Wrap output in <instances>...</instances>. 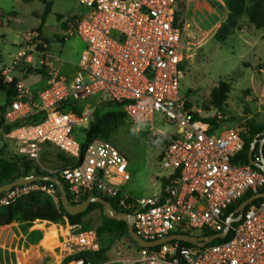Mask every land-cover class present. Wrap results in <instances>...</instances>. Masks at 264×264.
<instances>
[{
  "label": "built area",
  "instance_id": "built-area-1",
  "mask_svg": "<svg viewBox=\"0 0 264 264\" xmlns=\"http://www.w3.org/2000/svg\"><path fill=\"white\" fill-rule=\"evenodd\" d=\"M177 3L80 0L88 13L66 20L67 36H77L86 45L80 72L70 78L51 69L48 85L39 92L19 81L5 114L7 124L21 123L7 135L18 155L36 162L46 145L58 148L75 163L60 172L67 194L76 201L89 195L114 200L120 212L135 218V232L146 242L172 235L220 234L228 226L225 215L231 206L248 194L264 193V173L234 161L244 150L246 126H225L221 113L205 117L203 109L182 96L183 66L191 48L178 20ZM38 46L33 40L21 46L12 65L3 71L5 84H13L12 73L20 65H31L35 55L40 64L49 65V57ZM259 72L264 74V67ZM95 97L98 102L85 105L80 115L56 110L66 101L77 108ZM104 102L121 105L134 131L142 133L145 125L151 126L148 142L163 144L160 158L163 169L169 171L165 177L175 176L166 190L164 177L159 192L150 197L125 193L124 186L131 180L125 154L112 140L95 139L84 149L73 136L77 128H87L94 121ZM159 114L173 126L172 131L157 130ZM41 115V121L27 122ZM211 118L217 125L209 122ZM254 160L261 161L260 152ZM34 191L58 200L55 184L32 183L12 188L0 198V206ZM260 200L246 208L239 225L231 226L225 243L201 248L172 241L141 247L136 258L119 253L114 260L93 263L76 257L100 252L97 233L69 226L66 236L58 232L52 250L59 252L60 264L72 258L71 264H264V199Z\"/></svg>",
  "mask_w": 264,
  "mask_h": 264
},
{
  "label": "rangeland",
  "instance_id": "rangeland-1",
  "mask_svg": "<svg viewBox=\"0 0 264 264\" xmlns=\"http://www.w3.org/2000/svg\"><path fill=\"white\" fill-rule=\"evenodd\" d=\"M50 1L54 4L53 12L47 18L48 23L45 30L46 36L50 41V51L58 61H62L61 64L76 66L82 58L84 43L78 37L70 38L66 36L61 29L56 31L54 28L56 23L55 16L63 15L68 20L78 13L87 14L88 10L80 4V0ZM222 1L225 3L224 0ZM1 5H3L5 11L15 10L21 17L20 22H14L11 26L6 27L9 43L5 50L4 61L6 65H10L14 62V60L11 62L13 59L11 55H16L18 52V46L13 45L12 42H20L22 43L21 46L28 44V41L31 40L37 45L38 43L43 44L38 40V29L36 28L32 31L31 29L40 25V20L37 19L35 14L43 13L44 3L41 0H32L30 2L26 0H1ZM185 5L186 1L184 0L181 3H177L180 19L186 15ZM228 14L226 16L224 14L221 15V20H223L221 26L227 21ZM221 26L218 29H206L204 31H200V28L194 22H191V26L187 28L183 26L191 52L183 66L182 96L203 109L205 117L221 113L225 117L224 125L227 127H244L250 119L255 120L258 124H264V103H260V99L264 94V74L259 72L264 67V30L257 29L247 17H244L240 20V28L236 33L229 35L225 42H220L216 35ZM54 31L56 32L55 36L53 35ZM64 35L66 38H64ZM65 41L66 43L63 44L62 42ZM44 45V48L47 47L46 43ZM48 68H50L48 64L42 65L40 64V59L36 62L34 58L31 65H22L20 70L22 71L21 73L25 74L24 78L27 79L29 75H43L42 72H45L46 69L50 71ZM34 82L35 79L30 77L26 83L32 84ZM221 82L229 83L232 87L229 99L220 109L213 108L208 112V110L206 111L207 100L210 98L213 89ZM6 100V94L0 91V104L4 105ZM97 102L98 98L95 97L81 103L79 106L83 109L85 105H95ZM109 109L117 110L114 106L107 108V110ZM73 113L80 115L81 112L77 110ZM155 127L163 132H169L174 129L173 126L163 120L160 114L155 118ZM150 129V125H145L142 128V133H138L127 123L112 135V142L125 154L128 160L127 171L131 176V180L128 186L124 188L129 195L136 198L150 197L159 192L162 179L169 174V171L163 169L160 158L163 144L158 142L153 145L148 142ZM75 133L78 137H82L83 129L77 128ZM16 151L15 143L7 139L0 128V156L5 159H12L16 156ZM62 155L61 151L55 146L46 145L43 148L41 158L34 164L40 171L55 175L63 169ZM54 201L57 202L58 200L54 199ZM16 223L22 225L21 230L26 233L36 226L35 223ZM102 224L103 215L97 209L87 215L83 224L77 226V228L81 229V231H95L97 233ZM55 225L57 227L52 224L42 225L46 229L47 235L41 247L50 250L54 249V245L58 242L57 228L63 236L67 235L68 225L63 223ZM47 226H50V228H47ZM39 233L42 234L44 231L41 229ZM97 236L101 243V249L102 247L108 248V259L105 261L116 259L119 253H122L125 258H136L138 256V248L126 239L108 234L101 236L97 234ZM17 241L18 239H16ZM10 254L7 251V264H18L16 263V255L14 253ZM49 254V252L45 253L47 256L39 259L35 264H60L61 258L58 251H56V254ZM18 256L20 257L21 255ZM10 258H13V263H11ZM2 264H5V262L3 261Z\"/></svg>",
  "mask_w": 264,
  "mask_h": 264
},
{
  "label": "trees",
  "instance_id": "trees-1",
  "mask_svg": "<svg viewBox=\"0 0 264 264\" xmlns=\"http://www.w3.org/2000/svg\"><path fill=\"white\" fill-rule=\"evenodd\" d=\"M45 4V11L41 17V26L37 30L38 40L43 44H39V51L47 52L51 48L50 42L45 40L42 37L43 27L45 26L46 20L51 13L52 6L47 0H41ZM181 0H177L180 2ZM226 7L229 11L227 21L221 26L218 31L216 38L220 42H225L227 37L231 34L236 33V31L240 28V20L244 17L248 18L250 23L255 26L257 29L264 30V0H224ZM65 27L67 24L65 23ZM68 29V27H67ZM47 44V47H43L44 44ZM31 69V68H30ZM43 74L45 72H42ZM3 72H0V90L5 92L7 95V102L5 106L0 107V115H1V123L0 128L2 129L4 135H8L12 132V130L21 125V123L15 125H9L6 122L5 114L11 105L13 98L16 95L15 85L21 81L19 77L14 78V83L11 85L5 84L3 76ZM232 91V87L229 83L221 82L217 87L213 89L211 92L210 98L207 100V108L208 112L211 109H220L223 104L229 99V95ZM116 107L117 110L110 111L107 110L108 107ZM103 109V111H102ZM59 112L63 113H73L78 109L73 106V104L69 101H66L59 105L56 109ZM107 110V111H106ZM80 112V111H78ZM75 114V113H73ZM43 116L35 117L34 119L27 121L28 123H36L41 121ZM214 125L215 119H208ZM225 122V121H224ZM127 124L125 113L123 112L121 105L112 102H104L100 104L97 108L96 115L94 121L87 127L83 129V136L78 137L74 132L73 136L79 140L83 148L85 149L89 143H91L95 139H105L108 141L112 140V135L117 132L119 128ZM247 133L244 134L245 147L244 150L235 158L236 163H241L244 165H251L249 159V153L251 149V144L254 142L255 138L261 135L264 132V124H258L255 120H248L246 123ZM260 145L257 146V150L254 155L257 157L259 155ZM264 152V150H263ZM63 158V169L74 166L75 163L71 159L67 158L65 155H62ZM34 160H31L27 157L18 155L12 159H5L0 156V187L5 186L16 179L29 176V175H52L55 177H59L65 185L64 179L61 177V173L58 174H48L40 171L34 164ZM62 169V170H63ZM33 184H43L50 185V182L46 181H38ZM66 187V185H65ZM67 188V187H66ZM56 197L58 199L57 202L54 199L42 191H34L30 194H27L15 202L10 203L8 205L0 206V227L10 226L16 222L33 224L36 221H49L55 224L63 223L68 226H81L84 222V219L87 215L99 209L103 215L102 206L99 204H91V206L82 214L77 216L70 215L63 205L61 204V196L58 187L55 185ZM6 193L0 194V198L4 197ZM97 196V195H94ZM253 195H246L241 201L234 204L230 207V209L226 212V219H228L231 215L235 214L239 206L242 202L249 199ZM91 195L76 201L74 198L67 194V198L70 204L77 205L84 201H86ZM105 200L109 201L113 208L120 212L121 210L118 208L117 203L114 200H111L107 197H103ZM263 200L255 201L254 203H260ZM240 223V222H239ZM239 223H235L234 226L239 225ZM49 224V223H44ZM97 234L100 236L103 234H108L110 236H116L121 239H126L129 243L134 244L138 250L142 249L129 235L128 225L125 222H119L116 220L107 219L103 215V224L99 227ZM217 233L213 232H205L204 236H213ZM232 235H230L231 237ZM228 239L224 240H216L213 243L207 245L212 246L218 243H225ZM182 246L191 247L192 245L187 243H181ZM108 248L102 247L100 252L98 253H81L76 258H89L93 261V263L104 262L108 259L107 256ZM73 258L64 262L63 264H71L73 262Z\"/></svg>",
  "mask_w": 264,
  "mask_h": 264
},
{
  "label": "crops",
  "instance_id": "crops-1",
  "mask_svg": "<svg viewBox=\"0 0 264 264\" xmlns=\"http://www.w3.org/2000/svg\"><path fill=\"white\" fill-rule=\"evenodd\" d=\"M26 1L30 2L32 0H26ZM184 1H186V5L184 8V10H186L185 17L180 19L181 16L178 11H177L178 13L177 15H178L179 22L182 24V26H186V28L188 26H191V22H194V24H196L200 28V31H204L206 29H209V30L218 29L223 22V20H221V15L224 14L226 16L229 12L226 7V4L222 0H184ZM47 2L50 3L52 6V9H51V13H52L54 4L50 0H47ZM44 11H45V4H44L43 13ZM43 13L39 12L35 14L37 19L40 20V25L38 27H34L33 29H31V31L36 28L37 29L40 28L41 17ZM80 15H83V14L78 13L75 16H80ZM55 19H56V23L54 25V28L56 29V31L61 29L63 33L67 36V27H65V23L67 19H65L63 15H57L55 16ZM20 21H21L20 14L15 10L10 11V12L5 11L3 5H1V0H0V72H3L6 68L12 65V63L10 65H6L4 61L5 50L7 48V44L9 43L8 42L9 40L6 34V27L11 26L12 23L14 22H20ZM183 22H184V25H183ZM47 23H48V19L46 20L45 26L43 27L42 37L45 38V40L49 41L45 33ZM53 35L54 36L56 35L55 31L53 32ZM66 36L64 38H66ZM70 38H77V36L70 37ZM66 41L62 43L65 44ZM12 44L15 46H18V52H19L21 49L22 43L12 42ZM50 49L49 51L45 52L47 56L49 57V67L50 68L48 69L50 70L54 69L58 71L60 74H62L63 76L70 77V78H73L78 75V73L81 70V60L76 66H71L70 64L66 66L63 63L61 64L62 62L61 60L58 61V59L52 54ZM85 49H86V45L84 43V49L82 50V55ZM17 54L11 55V57L13 58L11 62L15 60V57L17 56ZM34 58L36 62L40 59L39 56L37 55H35ZM20 69H22V65H20L17 68L16 72L12 73L13 77L21 78L20 80H23L25 84L32 89V91L39 92L48 85V82L50 80L49 70L46 69L47 72L45 71L43 75H38V76L29 75V77L26 79L24 78L25 74L21 73L22 71ZM30 77L34 78L35 82L32 84H27L26 82L28 81ZM5 104L4 105L0 104V107L5 106ZM77 109L78 111L83 110L82 108H80V106L77 107ZM109 110L114 111L111 109ZM6 138L9 139L7 135H6ZM128 183L124 186L125 188L128 186ZM125 188H124V192L127 193ZM44 223H49V224L56 226L55 224L47 222V221H38L35 223L36 226L32 227L27 233L23 232L21 230L22 225L17 224V223H14L10 226L0 227V264H2L3 261L5 262V264H7V258H6L7 251L9 252V255H11L10 253H14L16 255L17 257L16 263L18 264H35L39 259L45 258L47 256L45 255V253L49 252L50 253L49 255L56 254V251L47 249L45 247H41V244L45 240V237L47 235L46 229L42 227ZM47 228H50V226H47ZM41 229L44 231V233L42 234L39 233ZM57 231L60 232L58 228H57ZM16 239H18L17 242H16ZM18 255H21V256L19 257ZM10 261L11 263H13V258L12 259L10 258Z\"/></svg>",
  "mask_w": 264,
  "mask_h": 264
},
{
  "label": "water",
  "instance_id": "water-1",
  "mask_svg": "<svg viewBox=\"0 0 264 264\" xmlns=\"http://www.w3.org/2000/svg\"><path fill=\"white\" fill-rule=\"evenodd\" d=\"M258 145H260V149H259V152L261 155L260 162L254 160V155L257 150ZM263 148H264V132L255 138L254 142L251 144V149L249 153L250 164L260 169L264 173ZM174 178L175 176L172 175L170 176V178L165 177L163 179V190H166L169 181L173 180ZM38 181L50 182V183L55 184L58 187L60 196H61V204L63 205L65 210L72 216H77V215L84 213L91 206V204H99L100 206H102L103 215L107 219L116 220L119 222H125L128 225L129 235L142 248H155V247L161 246L165 243L172 242V241L187 243L192 246L203 248L213 243L216 240H224L228 237L231 226L235 223H239L242 221L246 208L249 205L253 204L255 201L264 199V193H261V194L254 195L250 197L249 199L245 200L244 202H242L239 208L237 209V211L235 212V214L231 215L228 218V226L225 229V231L220 234H216L213 236H203V237H195V236H189V235H172V236H169L165 239H161L156 242H146L141 237H139L137 233L135 232V229H134L135 218L131 216L130 214L118 212L117 210L113 208L112 204L109 201L105 200L104 198L98 197V196H91L86 201L80 204H77V205L70 204L67 198V190L64 185V182L59 177H55L52 175H35V174L29 175V176H23L5 186L0 187V194L7 193L16 186L32 184Z\"/></svg>",
  "mask_w": 264,
  "mask_h": 264
}]
</instances>
